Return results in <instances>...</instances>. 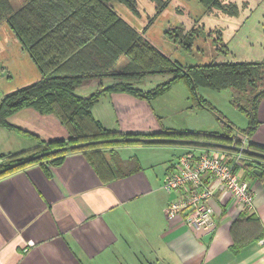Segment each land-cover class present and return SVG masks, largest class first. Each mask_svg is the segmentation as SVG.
<instances>
[{
  "label": "crops",
  "instance_id": "0c3cea01",
  "mask_svg": "<svg viewBox=\"0 0 264 264\" xmlns=\"http://www.w3.org/2000/svg\"><path fill=\"white\" fill-rule=\"evenodd\" d=\"M244 25L239 22L237 27ZM257 57L263 61L264 52ZM154 102L115 93L103 98L93 114L120 134L191 130L166 124ZM258 118L259 127L244 142L264 148V99ZM9 123L44 142L69 138L55 116L30 108L14 114ZM36 146L34 140L0 128V155ZM168 149L174 147L106 150L110 164L123 175L109 182L82 153L68 155L57 167L36 164L0 179V264H264V239L251 240L258 236L254 230H264V181L246 168L238 170L253 188L255 208L247 211L229 193L218 191L210 202L216 222L213 233L187 226L182 217L169 221L165 212L176 196L163 189L164 178L174 169L176 157L200 150L182 148L169 162L155 159L157 151ZM241 215L256 220L240 223ZM235 240L251 242L234 253Z\"/></svg>",
  "mask_w": 264,
  "mask_h": 264
},
{
  "label": "trees",
  "instance_id": "16d2710c",
  "mask_svg": "<svg viewBox=\"0 0 264 264\" xmlns=\"http://www.w3.org/2000/svg\"><path fill=\"white\" fill-rule=\"evenodd\" d=\"M149 1L155 3L158 13L170 2ZM114 2L124 4L138 14L136 0H19L18 9L10 0H0V27L5 24L9 27L41 74L38 82L4 95L0 101V128L22 134L37 143L33 149L21 153L0 155V179L36 164L57 167L68 155L82 153L99 176L109 182L123 175L110 164L106 150L124 146H179L189 150H216L229 162L238 158L237 171L246 168L255 177V170L260 171L259 178L264 181V148L243 143L259 127V106L264 99V60L182 65L124 20L115 10ZM200 2L209 15L222 14L229 19H238L244 11L253 13L249 1L242 4L228 0ZM245 23L246 20L241 24ZM177 29L191 47L198 34L187 35L184 27ZM219 38L216 39L221 42L217 43L218 51L229 57L232 52L227 44H222L221 31ZM2 70L0 67V75ZM164 74L170 75V79L150 90L136 86L151 76ZM107 79L113 82L105 86L103 81ZM96 80L101 83L95 92L89 96L78 94L79 89ZM177 83H184L194 106L203 109L212 106L200 95L201 88L232 90V104L246 115L247 128L238 129L223 121L226 125L223 134L191 130L120 134L106 128L93 114L95 106L112 94L125 93L151 103ZM27 108L43 116H55L69 138L44 142L37 135L12 126L9 118ZM252 219L256 220L241 215L240 223ZM254 234L258 236L252 241L264 239L261 227L257 232L254 230ZM249 242L235 240L232 251L238 253Z\"/></svg>",
  "mask_w": 264,
  "mask_h": 264
},
{
  "label": "rangeland",
  "instance_id": "374dc122",
  "mask_svg": "<svg viewBox=\"0 0 264 264\" xmlns=\"http://www.w3.org/2000/svg\"><path fill=\"white\" fill-rule=\"evenodd\" d=\"M10 1L15 9L20 7L19 0ZM228 1L239 4L249 1L253 13L244 11L238 19H229L222 14L209 15L200 0H170L160 13L155 3L149 0H136L138 14L118 2H114L113 6L124 20L143 32L145 38L182 65H207L226 60H260L257 53L264 52V37L261 36L264 29V0ZM244 20H246L244 27H237L239 22L242 23ZM178 27H184V33L187 35L198 34L191 47L184 36L179 35ZM219 31L223 33L222 44H227L232 50L229 57L217 49V43L220 42ZM217 38L219 39L216 40ZM0 67L3 68L0 75V101L4 95L41 79V74L30 56L22 50L6 24L0 27ZM168 79H170L168 74L151 76L136 86L150 90ZM112 82L109 79L103 81L105 86ZM100 83L96 80L86 84L78 90V94L89 96L97 90ZM233 94L232 90L216 91L201 88L200 95L212 106L203 109L194 106L188 87L184 83H177L168 93L155 100L154 105L164 114L166 124L174 128L223 134L226 131L225 121L238 129H246L248 126L246 115L232 104ZM182 148L175 146L173 151L170 149L157 151L155 159L169 162L174 157L173 153L176 157ZM147 152L142 151L144 155ZM9 155L12 154L7 156ZM154 156L155 153H152L153 160ZM174 162L177 163V157Z\"/></svg>",
  "mask_w": 264,
  "mask_h": 264
},
{
  "label": "built area",
  "instance_id": "2783aa9c",
  "mask_svg": "<svg viewBox=\"0 0 264 264\" xmlns=\"http://www.w3.org/2000/svg\"><path fill=\"white\" fill-rule=\"evenodd\" d=\"M238 164V158L229 162L223 155L206 150L181 155L164 179L163 188L176 196L167 206L166 218L172 221L182 217L187 226L213 233L216 222L210 202L220 190L229 193L245 210H254L253 188L240 178Z\"/></svg>",
  "mask_w": 264,
  "mask_h": 264
},
{
  "label": "water",
  "instance_id": "95a60500",
  "mask_svg": "<svg viewBox=\"0 0 264 264\" xmlns=\"http://www.w3.org/2000/svg\"><path fill=\"white\" fill-rule=\"evenodd\" d=\"M255 173L260 176L261 175V172L260 171H255Z\"/></svg>",
  "mask_w": 264,
  "mask_h": 264
}]
</instances>
